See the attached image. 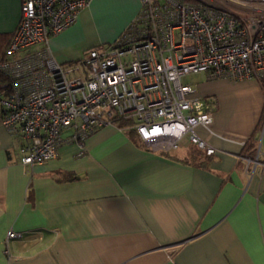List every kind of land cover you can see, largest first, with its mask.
Masks as SVG:
<instances>
[{
  "label": "crops",
  "instance_id": "obj_1",
  "mask_svg": "<svg viewBox=\"0 0 264 264\" xmlns=\"http://www.w3.org/2000/svg\"><path fill=\"white\" fill-rule=\"evenodd\" d=\"M141 0H91L50 38L59 63L116 41ZM23 0H0V58ZM212 99L211 155L185 142L154 152L133 128L108 125L56 159L20 160L21 137L0 120V264H264V91L255 80L198 87ZM1 119V115H0ZM68 133L65 134V136ZM21 232L7 239L9 230Z\"/></svg>",
  "mask_w": 264,
  "mask_h": 264
},
{
  "label": "built area",
  "instance_id": "obj_2",
  "mask_svg": "<svg viewBox=\"0 0 264 264\" xmlns=\"http://www.w3.org/2000/svg\"><path fill=\"white\" fill-rule=\"evenodd\" d=\"M90 1L23 0L0 59L10 82L8 94L0 91V120L21 137V162L56 159L67 142L78 143L81 155L87 138L108 125L135 129L154 152L191 142L213 154L198 130L215 133V105L182 78L204 72L209 80H255L264 91V0H141L116 41L59 63L51 36L73 25ZM247 161L264 167L259 154Z\"/></svg>",
  "mask_w": 264,
  "mask_h": 264
},
{
  "label": "rangeland",
  "instance_id": "obj_3",
  "mask_svg": "<svg viewBox=\"0 0 264 264\" xmlns=\"http://www.w3.org/2000/svg\"><path fill=\"white\" fill-rule=\"evenodd\" d=\"M208 80L206 73L204 72H197V73H190L185 76H183L182 81L185 84H191L194 86H201V84H204Z\"/></svg>",
  "mask_w": 264,
  "mask_h": 264
},
{
  "label": "trees",
  "instance_id": "obj_4",
  "mask_svg": "<svg viewBox=\"0 0 264 264\" xmlns=\"http://www.w3.org/2000/svg\"><path fill=\"white\" fill-rule=\"evenodd\" d=\"M4 57H5V51L2 54L0 59H2ZM2 90H4L6 94H8V92L10 90V82L5 75L0 73V91H2ZM122 125H124V124L123 123L120 124V126H122Z\"/></svg>",
  "mask_w": 264,
  "mask_h": 264
}]
</instances>
